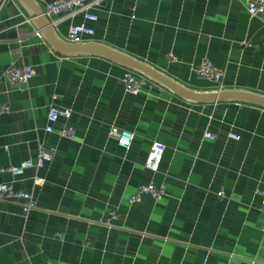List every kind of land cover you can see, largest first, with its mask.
Segmentation results:
<instances>
[{
    "label": "crops",
    "instance_id": "0c3cea01",
    "mask_svg": "<svg viewBox=\"0 0 264 264\" xmlns=\"http://www.w3.org/2000/svg\"><path fill=\"white\" fill-rule=\"evenodd\" d=\"M95 11L90 40L199 90L213 88L196 72L209 59L223 69L224 88L264 94V21L244 0H103ZM33 17L21 0H0V166L34 159L41 145L58 152L15 183L35 193L28 215L0 200V264H264V209L254 192L264 188V107L192 103L157 84L126 93V67L60 54ZM70 24L56 29L64 39ZM12 65L36 74L13 87L4 74ZM52 103L72 109L54 127L74 126V138L46 132ZM112 126L135 133L129 148ZM156 141L167 149L153 172L145 161ZM9 180L0 172V183ZM151 181L167 196L130 204Z\"/></svg>",
    "mask_w": 264,
    "mask_h": 264
},
{
    "label": "built area",
    "instance_id": "2783aa9c",
    "mask_svg": "<svg viewBox=\"0 0 264 264\" xmlns=\"http://www.w3.org/2000/svg\"><path fill=\"white\" fill-rule=\"evenodd\" d=\"M41 5L43 14L52 22L54 27L58 29L59 24L64 20H70L66 39L71 42L89 41L87 37H92L95 34V28L90 23H97L99 15L95 11L103 0H37ZM245 7L250 17H261L264 21V0H244ZM80 17L81 22L76 23L75 20ZM39 37H43L40 32H37ZM197 76L209 81L213 88H224V71L215 65L209 59H204L198 69ZM5 76L13 87L23 88L35 76L36 70L32 65H25L24 67H17L12 65L5 71ZM122 82L126 93L137 95L142 93L146 86H153L154 81L146 76L132 70L125 68L122 75ZM159 85V84H157ZM72 109L70 107L52 103L49 106L47 114V125L45 130L47 133L56 131L54 124L60 119L64 118L67 121L71 118ZM60 137L74 138L76 128L72 125H66L64 128L56 131ZM111 136L117 139L120 146L129 148L133 144L135 133L122 129L117 126L111 127ZM204 138L215 140L216 135L210 131L204 133ZM231 138L237 139L238 136L231 134ZM126 141V143H125ZM167 145L162 142H154L150 148L149 154L145 161V167L157 172L163 160ZM58 147L52 145L46 147L41 145L36 157L21 161L17 165L0 166V172H8L12 175V180L0 183V200H9L21 206L22 213L28 215L37 206V199L34 191L25 189H17L15 183L24 176L25 171L29 168L42 169L47 163H51L57 155ZM44 179L38 174L34 176L35 186H41ZM255 194L262 198V209H264V188L258 187L255 189ZM150 195L156 201H159L167 196V191L164 185H157L154 181L141 184L137 187V191L128 197L129 203L134 204L141 200L142 195ZM224 191H220L222 196ZM116 216V213H113ZM264 233V225L261 227Z\"/></svg>",
    "mask_w": 264,
    "mask_h": 264
},
{
    "label": "water",
    "instance_id": "95a60500",
    "mask_svg": "<svg viewBox=\"0 0 264 264\" xmlns=\"http://www.w3.org/2000/svg\"><path fill=\"white\" fill-rule=\"evenodd\" d=\"M21 1L31 10L34 23L42 36L56 51L64 56L95 55L104 57L114 63L135 70L188 102L213 104L239 101L264 107V94L229 88L195 89L173 79L152 64L105 43L94 40L84 42L68 41L58 34L52 22L43 14L42 7L37 0Z\"/></svg>",
    "mask_w": 264,
    "mask_h": 264
},
{
    "label": "snow or ice",
    "instance_id": "6c2138e0",
    "mask_svg": "<svg viewBox=\"0 0 264 264\" xmlns=\"http://www.w3.org/2000/svg\"><path fill=\"white\" fill-rule=\"evenodd\" d=\"M125 143H126V141H125Z\"/></svg>",
    "mask_w": 264,
    "mask_h": 264
}]
</instances>
